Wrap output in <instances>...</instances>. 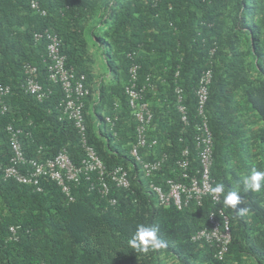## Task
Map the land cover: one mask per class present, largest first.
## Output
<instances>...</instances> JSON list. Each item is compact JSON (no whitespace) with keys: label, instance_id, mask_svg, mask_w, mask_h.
<instances>
[{"label":"trees","instance_id":"obj_1","mask_svg":"<svg viewBox=\"0 0 264 264\" xmlns=\"http://www.w3.org/2000/svg\"><path fill=\"white\" fill-rule=\"evenodd\" d=\"M29 1L0 0V87L11 88L0 103V264H264V187L245 192L242 183L253 169L264 170V0H37L44 17L31 10ZM45 29L59 37L67 65L86 76L88 144L108 169L121 166L129 172V189L112 188L116 206L84 177L72 186L73 201L48 180L39 193L3 178L12 156L8 125L30 131V138L21 137L27 158L46 160L62 149L75 165L83 158L78 130L62 114V89L47 80V40L34 39ZM86 36L98 49L99 77ZM128 55L140 66L139 86L151 85L145 91L153 113L148 138L158 140L159 152L169 156L165 167L146 179L138 176L130 156L136 122L125 95ZM26 64L38 68L40 82L51 91L42 102L23 91ZM208 69L211 175L214 186L224 185L219 207L231 230L223 261L214 258L213 247L191 242L192 235L209 227L207 216L215 206L205 201L183 211L163 208L149 190L151 181L162 185L165 179H179L176 162L185 146L191 149V170L198 168L195 90ZM176 86L183 89L189 115L184 131ZM116 105L111 129L105 117ZM142 156L152 159L145 152ZM229 191L239 192L243 203L226 206ZM244 207L248 211L241 213ZM138 224L158 227L166 246L134 249L129 241ZM10 226L19 228L18 242H7Z\"/></svg>","mask_w":264,"mask_h":264},{"label":"built area","instance_id":"obj_2","mask_svg":"<svg viewBox=\"0 0 264 264\" xmlns=\"http://www.w3.org/2000/svg\"><path fill=\"white\" fill-rule=\"evenodd\" d=\"M31 10L44 17L46 11L42 9L37 0H30ZM36 42L46 41L47 52V80L53 85H60L63 99L60 103L63 116L72 121L80 135V144L83 150V158L79 165H75L69 157L66 149H62L53 158L38 160L27 158L21 142V137H31V133L24 127H6L11 150L10 165L3 169L4 180H12L18 184L32 186L37 192H42L41 182L48 180L61 189L63 195L73 201L72 186L80 183L82 177L90 182V188L96 189L103 199H107L110 206H116V200L112 197V188L127 190L130 188L129 172L121 166L108 169L99 158L94 147L88 144L86 127L83 116L84 101L90 95V89L86 86V76L77 74L75 69L67 65V57L61 52L59 37L45 29L43 32L34 33ZM132 63L128 69V83L125 86V95L131 114L136 122V140L130 149L132 166L139 168L142 178H150L154 173L160 172L168 162L166 152H159L158 140L148 138V128L153 119V113L145 100V91L151 85L146 83L139 86L140 66L133 56L128 55ZM24 83L23 91L26 95L34 97L42 102L50 94V89L45 88L39 79V70L36 66L26 64L23 67ZM176 73V77H177ZM212 80L210 69L201 73L198 86L195 90L196 114L198 122L195 124L193 143L195 145L198 168L191 170V149L188 146L182 148L179 159L176 162L178 180L168 178L163 184L149 182V190L153 194L156 204L163 208L174 207L183 211L191 205L202 207L205 201H209L215 210L209 212L207 220L208 228H203L192 235L191 242H204L214 248V258L224 260L231 244V230L229 219L222 208L220 194H213L215 180L211 175L214 164L213 139L209 128L205 107L208 101L209 86ZM148 82V79L146 80ZM176 111L179 115L184 131L189 127V115L184 104L183 89L176 86ZM11 94L8 86L0 87V103L3 98ZM3 104V103H2ZM118 105L112 116H106L109 127H114L117 119ZM8 107L2 106V113H7ZM30 122L28 126H31ZM29 128V127H28ZM151 157L144 160L142 153ZM18 227L10 226L7 242H18Z\"/></svg>","mask_w":264,"mask_h":264},{"label":"clouds","instance_id":"obj_3","mask_svg":"<svg viewBox=\"0 0 264 264\" xmlns=\"http://www.w3.org/2000/svg\"><path fill=\"white\" fill-rule=\"evenodd\" d=\"M137 169L138 176H142L138 167ZM242 183L245 192H259L261 188L264 187V170L253 169L250 175L243 177ZM211 191L213 194H221L224 192V185L217 184L212 188ZM223 203L226 206L235 208L238 203H243V200L241 199V195L239 192L229 191L226 195H224ZM247 211V207H244L240 210L241 213ZM158 232L159 229L155 225L148 226L146 224H138L136 232L133 235L132 239L129 241V244L134 249H139L144 252H147L150 249H160L161 247H165L166 244L159 238Z\"/></svg>","mask_w":264,"mask_h":264},{"label":"rangeland","instance_id":"obj_4","mask_svg":"<svg viewBox=\"0 0 264 264\" xmlns=\"http://www.w3.org/2000/svg\"><path fill=\"white\" fill-rule=\"evenodd\" d=\"M87 42L90 47V51L92 56L94 57V63H92V70L94 71L95 75L99 77L102 72V64L99 58L98 49L94 46L93 42L90 40L89 36H86ZM99 79H97L98 82ZM172 264H176L174 261H171Z\"/></svg>","mask_w":264,"mask_h":264},{"label":"crops","instance_id":"obj_5","mask_svg":"<svg viewBox=\"0 0 264 264\" xmlns=\"http://www.w3.org/2000/svg\"><path fill=\"white\" fill-rule=\"evenodd\" d=\"M100 126H103V125L100 124ZM104 126H106V125H104Z\"/></svg>","mask_w":264,"mask_h":264}]
</instances>
